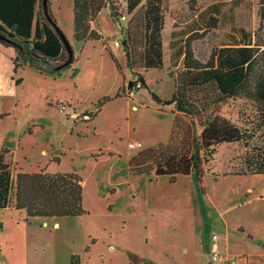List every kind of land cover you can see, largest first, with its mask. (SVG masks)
<instances>
[{
    "label": "rangeland",
    "instance_id": "obj_1",
    "mask_svg": "<svg viewBox=\"0 0 264 264\" xmlns=\"http://www.w3.org/2000/svg\"><path fill=\"white\" fill-rule=\"evenodd\" d=\"M51 2L66 21L58 26L81 74L76 80L70 70L56 77L25 67L17 74L24 82L16 87L14 51L1 49L0 115L6 116L0 119V150L9 151L6 160L15 173H77L88 214L26 221L24 211L0 210V264H70L73 255L80 264H220L211 258L214 252L225 255L226 264L237 262L233 254L258 260L264 252V175H242L264 154V118L256 102L229 98L208 109L250 140L218 145L203 161L200 184L193 174L177 175L172 183V177L156 175L155 164L138 174L128 163L141 150L168 144L175 123L177 142L189 128L200 136L198 120L179 113L173 96L184 40L197 33L193 49L204 61L215 48L254 44L259 0H163L165 66L135 70L144 87L120 58L129 78L122 91L123 75L110 54L101 52L102 43L82 50L75 41L67 15L72 0ZM101 22L102 34L121 43L120 26L105 15ZM204 91L200 97L211 93ZM118 93L93 119L97 103Z\"/></svg>",
    "mask_w": 264,
    "mask_h": 264
},
{
    "label": "trees",
    "instance_id": "obj_2",
    "mask_svg": "<svg viewBox=\"0 0 264 264\" xmlns=\"http://www.w3.org/2000/svg\"><path fill=\"white\" fill-rule=\"evenodd\" d=\"M73 4L75 41L87 43L102 40L106 45L103 35L92 28V23L104 8L109 7L113 22L121 29V47L127 68L140 80L142 75L135 73V70L164 68L163 0H122L120 4L117 0H73ZM47 11L48 17L44 0H0V45L16 52L12 59L14 73L29 67L42 75L60 77L70 70V78L75 79L80 73V68L75 67L78 59L74 49L70 59L64 42L48 19L57 23L50 0ZM123 14L127 16V27L120 25ZM258 15L260 25L254 34V44L215 48L206 61L197 58L193 49L197 33L185 38L183 70L175 79L173 96L176 110L187 117L196 118L203 128L202 132L196 136L194 128L191 131L188 127L186 135L177 142L175 131L178 125L175 123L170 142L138 152L128 163L132 170L142 174L145 171L143 168L155 164L156 175L170 176L172 183L177 175L193 174L200 184L203 161L212 156L218 145L249 142L250 137L239 127L218 113H208V109L229 98L246 97L259 105L264 118V0H259ZM213 28H216V24ZM107 50L120 69L113 53L108 47ZM22 82L23 79H17L16 85ZM204 90L211 93L200 97L199 93L206 92ZM119 97L120 93L112 98H102L96 105L93 119L107 102ZM152 98L158 104L162 102L154 93ZM5 116L0 115V119ZM8 153V150H0V210L11 208L24 211L26 221L33 218H74L88 214L83 205V180L77 173H15L6 160ZM247 167L248 172L242 175H264V154L255 156ZM70 264H80L79 256L73 255Z\"/></svg>",
    "mask_w": 264,
    "mask_h": 264
},
{
    "label": "crops",
    "instance_id": "obj_3",
    "mask_svg": "<svg viewBox=\"0 0 264 264\" xmlns=\"http://www.w3.org/2000/svg\"><path fill=\"white\" fill-rule=\"evenodd\" d=\"M50 2H51V0H50ZM51 8H52V12H53V15H54V17H55V19H56V21H57V24L58 25H60L59 23H64V22H66L65 20H64V18L62 17V16H59V15H61V14H57L56 15V13H55V11H54V9H53V3L51 2ZM73 8H74V4H73V0H72V3H71V5H69V7H68V12H67V15H69V18H70V20L72 21V26H73V37H74V11H73ZM58 11L61 13V8H58ZM103 15H105V18H107L110 22H112V24H114V22H113V20H112V18H111V16H110V8L109 7H107V8H104L102 11H101V13L99 14V16L97 17V19L92 23V28H94V29H96V30H98L101 34H102V32H103V30L101 29V17L103 16ZM163 33H164V31H163ZM103 35V34H102ZM103 37H104V40L107 42V43H109V46L110 47H108L109 49H110V51L113 53V55L115 56V58H116V60L119 62V59L120 58H124L125 59V62H126V57H125V53H124V51L122 50V53H120L119 52V50L122 48V47H116L115 45H114V40L116 39V37H114V40L113 41H111L110 40V38H108V37H106L105 35H103ZM101 42L102 43V47H101V52L102 51H104V52H108L107 51V49H106V45H104L103 44V41L102 40H92V41H88L87 43H80V42H78L79 43V45L80 46H82L81 47V49L83 50L86 46L88 47V46H91L93 49H95L96 48V46L94 45L95 43H93V42ZM12 50V51H14L12 48H5V47H3V46H1L0 45V50ZM89 49V48H88ZM109 53V52H108ZM12 54V57L10 58L11 59V64H12V74H14L15 76L13 77V81H14V84H15V86L16 87H18V86H20L21 84H23V82H24V79H23V77L22 76H17V74H18V72L17 73H14V64H13V61H12V59L16 56V52L14 51L13 53H11ZM165 57V56H164ZM165 60V59H164ZM119 66H120V71H121V73H122V75H123V81L121 82V85H120V87H119V91L122 89L123 90V88H124V86H125V84H127V80L129 79V78H127L126 76H125V74L123 73V66L119 63ZM126 66H127V63H126ZM164 66H165V62H164ZM81 69H80V73L78 74V76L75 78L76 80H78V78H79V76H80V74H81ZM71 72V71H70ZM71 75V73L69 74V76ZM131 75H129V77H130ZM23 79V82L20 84V85H16V80L17 79ZM71 79V78H70ZM121 90V91H122ZM118 91V92H119ZM135 109V108H134ZM101 111H102V108H101ZM100 111V112H101ZM99 112V113H100ZM251 238V237H250ZM220 240V239H219ZM219 250L220 251H223V252H225L224 251V248L223 249H220L219 248ZM229 257H234V258H236V259H238L237 260V262L236 263H234V264H264V252H260V258L258 259V260H254L251 256H247V254H233V255H231V256H229Z\"/></svg>",
    "mask_w": 264,
    "mask_h": 264
},
{
    "label": "water",
    "instance_id": "obj_4",
    "mask_svg": "<svg viewBox=\"0 0 264 264\" xmlns=\"http://www.w3.org/2000/svg\"><path fill=\"white\" fill-rule=\"evenodd\" d=\"M49 0H44V8H45V13H46V16L48 17V11H47V3H48ZM50 23L52 24V26L56 29V31L58 32L59 36L61 37L62 41L64 42L65 44V47L68 51V54H69V57L70 59L72 58L73 56V48H72V45L70 43V41L68 40L67 36L64 34V32L59 28L58 24L53 22L50 18H48ZM141 84L143 86H146V82L145 80L142 78L141 80ZM133 85V82H130L129 83V87H131Z\"/></svg>",
    "mask_w": 264,
    "mask_h": 264
},
{
    "label": "built area",
    "instance_id": "obj_5",
    "mask_svg": "<svg viewBox=\"0 0 264 264\" xmlns=\"http://www.w3.org/2000/svg\"><path fill=\"white\" fill-rule=\"evenodd\" d=\"M120 20H121L122 22H125V21L127 20V16H126V14H125V15H122V16L120 17ZM115 46H116V47H121V43H120L119 41H116V42H115ZM214 238H215V237H214ZM211 258H212L213 262H215V263H220V264H226L227 261H228V259L225 257V255H222V254H220L219 252H214V253H212Z\"/></svg>",
    "mask_w": 264,
    "mask_h": 264
}]
</instances>
